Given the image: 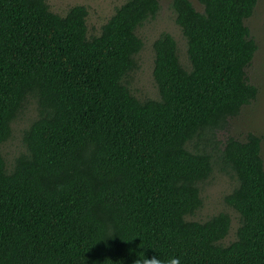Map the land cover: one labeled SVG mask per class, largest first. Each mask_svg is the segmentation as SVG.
Masks as SVG:
<instances>
[{
  "label": "trees",
  "instance_id": "1",
  "mask_svg": "<svg viewBox=\"0 0 264 264\" xmlns=\"http://www.w3.org/2000/svg\"><path fill=\"white\" fill-rule=\"evenodd\" d=\"M198 2L170 1L187 64L161 31L158 98L140 99L127 78L159 0H125L91 35L85 5L58 14L46 0H0V146L30 101L36 111L10 166L0 149V264H133L140 252L264 264L261 139L217 138L257 94L245 24L257 0ZM216 165L236 180L224 197L239 221L227 244V212L188 218Z\"/></svg>",
  "mask_w": 264,
  "mask_h": 264
},
{
  "label": "rangeland",
  "instance_id": "2",
  "mask_svg": "<svg viewBox=\"0 0 264 264\" xmlns=\"http://www.w3.org/2000/svg\"><path fill=\"white\" fill-rule=\"evenodd\" d=\"M125 0H46L50 9L58 14H64L67 9L76 4L85 5L88 9L86 17L87 35L98 34L102 24L113 13L116 6ZM171 0H159L160 9L153 19H149L137 29V34L143 41V47L137 54L138 67L127 78L131 91L140 99L158 98V92L152 76L153 49L152 43L161 31L169 32L176 40L179 58L186 61V44L179 26L175 23L174 13L170 7ZM197 10H202L198 0H190ZM250 35L257 44V50L250 66L246 68L248 81L257 87L256 97L244 105L239 114L229 119V130L218 133V139L232 135L244 140L248 132L258 135L261 139L260 154L264 163V0H257L253 14L245 19ZM35 104L30 101L22 114L12 123L10 138L1 144L0 149L10 166L14 157L25 150L22 144V132L35 116ZM236 185L235 178L218 165L214 166L210 176L200 183L202 206L188 218L203 221L218 212H227L231 223L228 234L222 240L227 244L235 238V230L239 224L238 213L229 207L224 197Z\"/></svg>",
  "mask_w": 264,
  "mask_h": 264
},
{
  "label": "clouds",
  "instance_id": "3",
  "mask_svg": "<svg viewBox=\"0 0 264 264\" xmlns=\"http://www.w3.org/2000/svg\"><path fill=\"white\" fill-rule=\"evenodd\" d=\"M133 264H181L178 257H169L167 260L162 259L158 255L148 257L144 252L137 254V258L134 259Z\"/></svg>",
  "mask_w": 264,
  "mask_h": 264
}]
</instances>
